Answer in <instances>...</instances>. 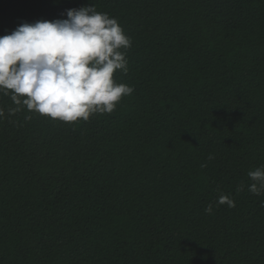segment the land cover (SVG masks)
I'll return each instance as SVG.
<instances>
[{"label":"trees","instance_id":"obj_1","mask_svg":"<svg viewBox=\"0 0 264 264\" xmlns=\"http://www.w3.org/2000/svg\"><path fill=\"white\" fill-rule=\"evenodd\" d=\"M93 5L131 38L114 80L134 91L70 123L0 93V264H264L247 175L264 165V0H0V36Z\"/></svg>","mask_w":264,"mask_h":264},{"label":"clouds","instance_id":"obj_2","mask_svg":"<svg viewBox=\"0 0 264 264\" xmlns=\"http://www.w3.org/2000/svg\"><path fill=\"white\" fill-rule=\"evenodd\" d=\"M66 16L25 22L0 36V93L10 92L17 105L10 113L21 111L23 105L53 120L88 121L94 114L113 112L134 91L114 80L117 71L127 73L126 51L131 47V38L117 19L98 12L94 5L69 9ZM212 159L210 154L208 160ZM247 175L248 190L264 193V165ZM243 190V185L236 189ZM217 204L235 207L228 195H220ZM205 212H213L211 203Z\"/></svg>","mask_w":264,"mask_h":264}]
</instances>
